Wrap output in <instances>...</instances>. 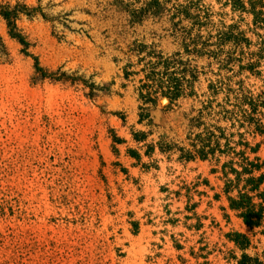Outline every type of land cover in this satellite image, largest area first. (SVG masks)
<instances>
[{
    "label": "rangeland",
    "instance_id": "374dc122",
    "mask_svg": "<svg viewBox=\"0 0 264 264\" xmlns=\"http://www.w3.org/2000/svg\"><path fill=\"white\" fill-rule=\"evenodd\" d=\"M203 2L224 14L216 20L238 23L257 43L252 16L233 14L215 0ZM0 4L32 11L17 21L29 56L0 18V264H238L244 254L251 264H264V227L252 231L224 192L221 167L228 158L220 166L200 159L184 164L158 147L146 155L148 145L163 138L185 139L173 113L161 119L156 112L154 127L139 124L136 88L143 74L125 77L129 64L135 65L130 71L143 68L131 51L136 42L167 56L184 52L167 19L133 23L117 0ZM257 32L264 39V30ZM229 49L243 54L245 64L256 62L257 46L244 53ZM185 58L201 75L199 98L181 101L183 112L201 110L212 99L210 82L222 77L264 95V59L253 75L236 66L220 71L208 57ZM36 60L50 73L65 74L64 80L38 79ZM226 96L214 100L215 110ZM259 112L264 123V109ZM217 120L212 124L244 135L256 149L248 152L251 160L262 164L256 176L264 174V136ZM136 131L151 133L146 144L133 140ZM236 233L250 238L246 252L228 238Z\"/></svg>",
    "mask_w": 264,
    "mask_h": 264
},
{
    "label": "trees",
    "instance_id": "16d2710c",
    "mask_svg": "<svg viewBox=\"0 0 264 264\" xmlns=\"http://www.w3.org/2000/svg\"><path fill=\"white\" fill-rule=\"evenodd\" d=\"M204 0H117V3L125 8L133 23L143 22L148 18H164L171 23V36L184 51H178L167 56L163 52L144 43L134 44L131 49L139 57L137 65H143L140 72L130 71L135 67L129 64L125 68V77L130 79L143 74L140 86L136 88L142 105L139 107V124L154 127L156 124V112H160L161 119L167 114L173 113L174 121L184 128L185 139L181 142L161 139L157 144L148 145L152 157L156 147L162 154L173 156L178 154V161L184 164L202 161L216 162L221 164V158L226 161L221 172L226 179L224 192L228 195L231 210L238 213L239 217L252 230L264 227V174L261 172L260 159L251 160L248 152L256 154L244 135L229 133L228 128L212 124V118H219L218 123L231 124L230 128H246L252 134L264 136L263 119L259 118V110L264 109V95L255 96L248 90L243 81L232 83V80L222 77L221 81L210 82L208 89L212 99L203 103L199 111L191 109L189 113L183 112L179 103L184 100L198 99L197 84L200 82V73L197 67H193L185 56L196 58L208 57L216 62L220 71L233 72L235 66L241 73L249 71L253 75L264 59V39L257 30H264V0H215L224 7L231 8L233 14H247L253 17L254 29L252 33L258 37L256 44L246 36L238 23L227 25L223 20H216L218 16L212 7L207 6ZM32 11L24 7L12 8L10 5L0 4V18L7 25L9 35L17 40L23 47V52L29 56L30 47L26 37L18 28L17 21L20 14ZM252 45L257 46L256 62L249 60L245 64L243 54L235 55L228 48L242 49ZM143 56V58H142ZM242 56V57H240ZM36 76L41 80H64L65 74L50 73L40 66L38 60L35 63ZM240 72L237 73L238 76ZM227 80V81H226ZM229 82V83H228ZM237 85V88H234ZM225 92V103L217 104L219 110L214 108V100L218 95ZM196 113V115H194ZM240 130V129H239ZM133 140L138 144H146L151 133L144 131L133 132ZM238 136L240 140L235 141ZM121 141L116 138V142ZM241 149V150H238ZM140 160V156H137ZM148 168V165H144ZM237 167L242 170L239 171ZM219 173V170H213ZM234 175V179L230 176ZM239 192L238 196L230 197L232 192ZM256 199L260 202L257 203ZM242 251L246 252L251 247V240L242 234H232L228 237ZM249 261V262H248ZM251 259L244 254L238 264H251Z\"/></svg>",
    "mask_w": 264,
    "mask_h": 264
}]
</instances>
